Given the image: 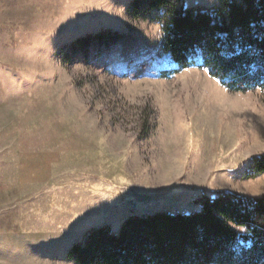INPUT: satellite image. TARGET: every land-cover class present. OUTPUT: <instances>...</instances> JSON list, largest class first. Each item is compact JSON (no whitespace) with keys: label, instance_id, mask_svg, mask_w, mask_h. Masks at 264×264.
<instances>
[{"label":"rangeland","instance_id":"374dc122","mask_svg":"<svg viewBox=\"0 0 264 264\" xmlns=\"http://www.w3.org/2000/svg\"><path fill=\"white\" fill-rule=\"evenodd\" d=\"M131 1L0 0V264H73L91 228L264 194V173L248 175L264 89L231 91L195 66L164 76L163 11L136 17Z\"/></svg>","mask_w":264,"mask_h":264},{"label":"trees","instance_id":"16d2710c","mask_svg":"<svg viewBox=\"0 0 264 264\" xmlns=\"http://www.w3.org/2000/svg\"><path fill=\"white\" fill-rule=\"evenodd\" d=\"M138 17L163 11L164 51L175 67L195 66L231 91L264 89V0H219L213 7H187L178 0H132ZM108 31L87 33L70 43L85 52ZM264 173V154L253 157L249 176ZM191 213L159 211L129 215L118 232L91 228L73 243V264H264V194L247 197L221 191L196 200Z\"/></svg>","mask_w":264,"mask_h":264},{"label":"crops","instance_id":"0c3cea01","mask_svg":"<svg viewBox=\"0 0 264 264\" xmlns=\"http://www.w3.org/2000/svg\"><path fill=\"white\" fill-rule=\"evenodd\" d=\"M112 204V203H111ZM166 212H171V211H166Z\"/></svg>","mask_w":264,"mask_h":264}]
</instances>
